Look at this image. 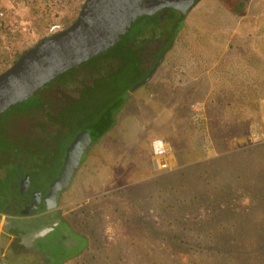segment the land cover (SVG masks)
<instances>
[{
	"label": "rangeland",
	"instance_id": "1",
	"mask_svg": "<svg viewBox=\"0 0 264 264\" xmlns=\"http://www.w3.org/2000/svg\"><path fill=\"white\" fill-rule=\"evenodd\" d=\"M3 1L20 8L25 18L30 15L20 0ZM71 1L77 10L74 21L85 0ZM238 1L243 3L241 14L230 12L220 0H197L193 4L160 66L147 83L130 90L115 116L116 124L92 147L87 163L66 188L62 212L72 227L86 228L83 218L87 211L91 214L89 231H85L90 236L91 250L87 255L80 252L75 256L80 262L264 264L261 195L238 190L231 200L219 201L210 199L203 190L199 200H189L188 207L176 205L173 212L180 210L179 219L171 224L163 222L161 207L156 203V185H182L178 196L206 185L195 173L205 162L195 157L177 159L173 145L186 144L188 138L194 139V133H199L205 159L224 153L223 145L221 150L212 141L205 114L209 99L227 93L221 115L239 104L242 116L250 118L243 135L226 140L225 151L264 142V0ZM44 23L35 21L32 36L21 39L20 55L45 37ZM119 47L116 45L103 55H114ZM194 108H201L198 122L192 119ZM156 137L167 143L169 168L157 170L153 166L151 142ZM57 154L45 169H40L45 180L58 167L60 151ZM36 168L30 166L28 171H39ZM260 182L254 183V189L263 188ZM129 186L137 191V195H131L135 198L113 195ZM104 194H109V204L101 208L96 199ZM117 206L122 207L121 211L113 210ZM164 228L170 235L178 234L176 243L165 233L159 234L157 230ZM28 258L40 263L36 254ZM69 262L71 259L65 264Z\"/></svg>",
	"mask_w": 264,
	"mask_h": 264
},
{
	"label": "flooded vegetation",
	"instance_id": "2",
	"mask_svg": "<svg viewBox=\"0 0 264 264\" xmlns=\"http://www.w3.org/2000/svg\"><path fill=\"white\" fill-rule=\"evenodd\" d=\"M165 15L166 11L152 16L140 24L143 29L138 25L107 49L119 45L120 52L103 55L105 50L50 81L11 121L0 125V264H37L28 258L33 254L40 258L39 264H65L80 253L73 250L81 239L67 235V228L75 231L63 215L61 201L130 92L136 70L153 69L154 74L170 50L177 33L166 38ZM84 131L96 135L82 149L70 150ZM59 151L58 167L47 182L40 169ZM79 152L69 184H58L52 191L68 155ZM30 166L39 171H28ZM53 198L54 206L47 208Z\"/></svg>",
	"mask_w": 264,
	"mask_h": 264
},
{
	"label": "water",
	"instance_id": "3",
	"mask_svg": "<svg viewBox=\"0 0 264 264\" xmlns=\"http://www.w3.org/2000/svg\"><path fill=\"white\" fill-rule=\"evenodd\" d=\"M195 1L85 0L69 26L41 38L0 73V125L11 121L20 107L33 101L47 83L82 62L93 61L96 55L122 40L152 16L166 11L163 33L167 39L175 37ZM95 135L88 131L80 133L70 150L77 146L82 149ZM79 155L80 152L68 155L58 179L50 186L52 191L58 184H69ZM54 201L53 198V203L46 207H53Z\"/></svg>",
	"mask_w": 264,
	"mask_h": 264
},
{
	"label": "trees",
	"instance_id": "4",
	"mask_svg": "<svg viewBox=\"0 0 264 264\" xmlns=\"http://www.w3.org/2000/svg\"><path fill=\"white\" fill-rule=\"evenodd\" d=\"M220 1L230 12L234 14H241L243 11V3L238 0ZM138 28L143 29L144 25H140ZM136 72H138V74L137 77H135L134 83H132V85L130 86L131 90L147 83L153 76V69L141 68L137 69ZM218 95L219 97L217 99L211 98L206 102L205 114L207 115L210 123L209 125L212 133V141L217 145L219 144V146L223 145L224 153L205 159L204 157L206 156V152L204 151V149L202 151V137L199 136V133H194L195 138H192L191 140L188 138L191 133L187 134L188 137L184 136V138H188V142L186 144H181L179 142V144L176 143L175 145H173V153H175L177 159L186 161V159H189V157H195L194 159H202L201 161L205 162L204 166L196 170L195 173L196 175H198L199 179H203L205 181L206 185L200 187V189H195L192 193L186 195L180 194L179 196L177 194L180 193V186L182 187V185L175 186L170 182L166 185H156L155 191L158 195L159 200L155 198L154 201L158 200L156 203L159 205V207H161L160 211L162 213L163 222H168L170 224L175 223L176 220L179 219V216H177V214L178 212H180V210H177V212L175 213L173 212V209H175L176 205L179 203V205L183 204L182 206L187 205L186 207H188L190 205L189 200H199V196L203 190L207 193V196L210 199H219V201L222 198H225L228 201L231 200L238 190L249 191L253 196L261 195L264 198V142L246 149L225 151L224 145L226 143V140L228 138H234L243 135L244 128L245 126L247 127L250 118L247 116H242V113L239 110L241 108L239 104H237V106L234 107L231 112L225 111L226 113L221 115L220 111L224 108V105H222L223 101L225 100L224 96H226L227 100L228 98L227 93L224 95ZM127 97L128 94L125 95V100H122V103L119 106L120 108L117 107V109L115 110L116 115L120 111L119 109L124 106ZM228 102L230 103V101ZM229 103H227V105H230ZM149 106L152 107L151 105ZM115 124L116 119L115 117H113V119L109 121L107 131L110 130ZM178 148L181 149L182 153L178 152ZM219 148H221L222 150L221 146ZM181 154H183V157H181ZM259 180H261L260 185L263 188L254 189V183ZM203 188H206V190ZM115 194H120V196L127 195V197L131 199L133 197L135 198V196L131 195H137V191L129 186V188L127 189H120L113 195ZM108 195L109 194H104L102 197L97 198V205H99L101 208L105 205H108ZM117 202L118 201H115V203ZM108 207L111 208V206H107V208ZM121 208V206H117V208H113V210L121 211ZM90 215V212L87 211L86 217L83 218V225H85L86 228L83 226L82 228H80L81 230H75V228H73L67 220L71 228L76 233H72V231L69 230V227L67 228V235H69L70 237H75V235H77L76 237L81 239L76 250L73 251H80L84 255H87L88 251L91 250V248H89L88 246L90 236L85 234L86 230L87 232L89 231L87 229V226H89L88 221H90V218L88 216ZM151 229L153 230V228L150 226V230ZM166 229L167 228L157 231L159 232V234L162 233L164 235L165 233L170 239H173L174 243H176L178 234L175 233L170 235V232H168L169 230ZM165 237L166 236H164V238ZM86 248L88 249L87 251ZM70 256L73 255L70 254ZM86 263V260H82L80 262L76 257H72L71 262L67 264Z\"/></svg>",
	"mask_w": 264,
	"mask_h": 264
},
{
	"label": "built area",
	"instance_id": "5",
	"mask_svg": "<svg viewBox=\"0 0 264 264\" xmlns=\"http://www.w3.org/2000/svg\"><path fill=\"white\" fill-rule=\"evenodd\" d=\"M20 3L30 12L26 18L20 8L0 0V73L19 58L21 39L35 32V21H46L43 34L50 36L69 26L67 20L73 21L77 13L71 0H20ZM201 117V108H194L192 119L198 122ZM151 146L153 166L157 170L169 168L165 140L156 137Z\"/></svg>",
	"mask_w": 264,
	"mask_h": 264
}]
</instances>
